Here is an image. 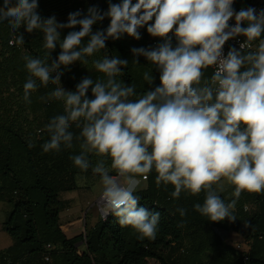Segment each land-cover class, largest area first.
<instances>
[{"label": "clouds", "instance_id": "clouds-1", "mask_svg": "<svg viewBox=\"0 0 264 264\" xmlns=\"http://www.w3.org/2000/svg\"><path fill=\"white\" fill-rule=\"evenodd\" d=\"M234 2L109 0L106 12L91 6L86 14L69 13L66 23L42 17L39 0L0 3V23L7 22L13 33L24 28L43 35L44 57L23 56L29 74L23 101L30 104L39 87L53 84L48 98L64 104L63 114L45 126L50 139L43 151L71 149L77 141L80 152L70 159L100 178L96 206L101 217L106 220L111 214L139 239L154 241L158 233L161 213L139 206L136 195L141 179L153 171L157 187H173V198L204 192L203 204L193 207L211 222H235L233 210L241 194L264 193V9L236 11ZM105 17L108 27L94 32L93 26ZM77 26L78 31L61 39L60 30ZM145 27L161 42L130 51L133 63L144 57L159 72V86L137 94L135 85L117 79L129 61L105 55L93 61L102 78L84 77L74 91L64 89L61 77L69 66L86 65L88 57L107 49L109 39L127 35L140 40ZM240 37L239 49L230 47L225 55L226 42ZM24 42L23 33L10 41L16 46ZM57 45L60 52L51 59ZM209 68L212 74L206 76ZM143 80L152 85V71H145ZM73 124L79 135L70 130ZM222 179L234 186L230 202L213 187ZM177 211L181 217L186 214L184 208ZM244 227L251 225L246 222Z\"/></svg>", "mask_w": 264, "mask_h": 264}, {"label": "trees", "instance_id": "trees-1", "mask_svg": "<svg viewBox=\"0 0 264 264\" xmlns=\"http://www.w3.org/2000/svg\"><path fill=\"white\" fill-rule=\"evenodd\" d=\"M254 1L235 0L233 7L246 8ZM91 6L107 11L106 0H39V13L45 18L57 15L67 20L69 13L80 10L86 14ZM107 19L105 17L94 25L93 31L105 30ZM22 33L24 45L9 44L11 38ZM150 37L146 32L141 45L133 46L124 38L109 39L107 49L88 57L86 65L75 62L64 70L62 86L74 91L84 77L102 78V73L87 74L86 70L94 67V60L108 55L129 61L118 80L135 85L137 94L154 89L160 84L159 72L144 57L138 58L139 64L133 63L130 51L133 47H147ZM0 45V201L13 206L2 223V229L11 235L13 243L0 250V264H148L151 258L160 264H264V193L243 192L233 210L237 217L235 222L227 219L211 222L193 207L196 203L203 204L204 192L198 195L182 192L178 199L173 198L171 185L157 187L155 171L148 174L146 186L136 193L140 197L139 206L161 213L154 241L139 239L135 230L119 226L111 214L106 220L100 217L94 226L86 229L82 244H78L74 237H68L60 227V213L69 205V200L62 199L61 194L78 188V174H93L91 169L81 171L70 159L80 152L75 140L71 149L62 147L59 152L48 153L42 149L50 139L45 126L52 117L64 112L63 101L48 98V93L56 85L39 87L32 94L30 104L22 99L23 85L29 75L23 56L44 57L42 33H28L24 28L13 33L7 22L0 23ZM59 52L57 45L51 59H55ZM145 71H152V85L143 80ZM211 74L212 69L205 72L206 76ZM70 130L79 135L80 129L75 124ZM90 158L93 162L96 160L94 156ZM218 195L226 202L235 199L234 196ZM179 208L186 210L183 217L177 211ZM246 222L251 227L245 228ZM180 224L183 227H179ZM231 231H237L252 241L247 262L242 260V253L226 242ZM48 243L54 246L50 251L46 249ZM171 244H174L170 254L173 258L168 263L164 253ZM46 254H49L48 260Z\"/></svg>", "mask_w": 264, "mask_h": 264}, {"label": "rangeland", "instance_id": "rangeland-1", "mask_svg": "<svg viewBox=\"0 0 264 264\" xmlns=\"http://www.w3.org/2000/svg\"><path fill=\"white\" fill-rule=\"evenodd\" d=\"M111 2L119 3L121 2V0H111ZM108 3H109V0H106L107 9H108ZM55 17L58 22H62V23L67 22V20L62 18L61 16L56 15ZM109 23H110V19L108 18L107 24L109 25ZM78 28L79 26H77L76 29H62L60 30L61 36L64 37L67 35L69 31H76ZM140 32H141L140 40H135L131 37H128L127 35H125L123 38L126 39L127 42H129V44H131L132 46L141 45L143 39L145 38V34L147 32L146 27L140 29ZM86 72L87 74H92L96 72V70L93 67V68L87 69ZM76 182H77L78 188L76 190L64 193L63 195H68L69 197H73L74 201H73L72 209L79 210L80 207L78 205H80V201H81V203H83L81 208L84 209L87 207L88 218H89L90 216H92L94 211H97L96 201L99 198L100 193L102 192V184L100 183V178L94 175L78 174L76 176ZM230 185L231 184H229L226 180L222 179L220 183L215 185V190L217 191V193L229 194ZM145 186H146V180H143L139 188H143ZM87 200L89 201L87 202ZM0 203H3V202L0 201ZM6 215H7L6 206L5 207L0 206V250L7 248L13 243V238L11 237V235L1 228V225L3 221L5 220L4 218ZM85 219L86 218H83L77 221V224L78 223L81 224L80 229H79L81 232H83Z\"/></svg>", "mask_w": 264, "mask_h": 264}, {"label": "crops", "instance_id": "crops-1", "mask_svg": "<svg viewBox=\"0 0 264 264\" xmlns=\"http://www.w3.org/2000/svg\"><path fill=\"white\" fill-rule=\"evenodd\" d=\"M262 1V0H260ZM264 2V1H262ZM0 49H1V45H0ZM211 69V68H209ZM209 69H207V73L209 71ZM142 182V181H141ZM215 189V185L213 186ZM230 193L229 194H224V193H217V194H221L223 195L225 198H229L233 196V192H234V186L230 185V189H229ZM70 192V191H68ZM64 193L67 192H63L61 194V198L62 199H66L69 200V205L63 209L60 213V227L61 229L67 234L68 237L71 238H75L76 240H78V244H82V238H84V234L86 229L89 227H92L96 224V222L100 219L101 215L99 213V211H94L92 216H90L88 218V212H87V207L82 209V204L80 201V205H78L80 207V209L76 210V209H72V205H73V197H69L68 195H63ZM89 200H87L88 202ZM3 203H0V206L7 208V213L13 208L12 204L7 203L4 201H1ZM86 202V203H87ZM6 218V216H5ZM4 218V219H5ZM86 218L85 219V224H84V228H83V232H81L80 226L81 224H77V221ZM2 228V225H1ZM82 234V235H81ZM226 242L231 244L238 252H244V251H250L251 252V248H252V241L250 239H246L242 234H240L237 231H231L228 233L227 237H226ZM174 248V244H171L170 248L165 250L164 256L167 260V262L171 260L172 257H170L172 251ZM168 262V263H169ZM149 264H160V262L154 258L149 259L148 261Z\"/></svg>", "mask_w": 264, "mask_h": 264}, {"label": "built area", "instance_id": "built-area-1", "mask_svg": "<svg viewBox=\"0 0 264 264\" xmlns=\"http://www.w3.org/2000/svg\"><path fill=\"white\" fill-rule=\"evenodd\" d=\"M251 7H254V8H256L257 9V12L260 10V9H264V5H263V2L262 1H260V0H256V1H254L252 4H251ZM236 11H239L240 10V8L239 9H235ZM231 23H234V21H232ZM243 37H240V38H237V39H233V40H229L228 42H226V45H225V47H224V54L226 55L227 54V51L229 50V48L230 47H236L237 49H239V44L241 43V42H243ZM15 40V38L13 37V38H11L10 39V41H14ZM10 41H9V44L10 45H14V43H10ZM161 41L158 39V38H153V37H150L148 40H147V43H146V45H147V47H149V46H156L158 43H160ZM176 41H175V37L173 36V43H175ZM258 43V42H257ZM255 46H256V44H253V49L255 48ZM212 69V68H211ZM212 71H213V69H212ZM141 181H143V179H141ZM53 245L52 244H50V243H48L47 245H46V249H47V251H50L51 249H53ZM249 251H242V254H241V258H242V260L244 261V262H247L248 260H249V253H248ZM45 259L46 260H48L49 259V254H46V256H45ZM149 264V263H148Z\"/></svg>", "mask_w": 264, "mask_h": 264}]
</instances>
